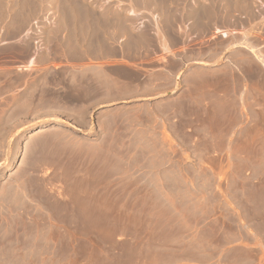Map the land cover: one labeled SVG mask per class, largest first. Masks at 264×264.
<instances>
[{
    "label": "rangeland",
    "instance_id": "rangeland-1",
    "mask_svg": "<svg viewBox=\"0 0 264 264\" xmlns=\"http://www.w3.org/2000/svg\"><path fill=\"white\" fill-rule=\"evenodd\" d=\"M140 41L149 46H128ZM170 41L189 57L197 94L226 86L216 73L234 62L264 73L251 67L255 55L264 63V0H0V264H264V223H233L221 183L196 182L198 170L253 169L234 195L260 218L264 161L179 158L218 147L169 143L205 123L186 118L191 96L117 98L130 60L135 75L181 68L166 57ZM245 83L263 123L249 135L264 139V79ZM169 169H192L196 188L139 180ZM235 229L239 240L220 239Z\"/></svg>",
    "mask_w": 264,
    "mask_h": 264
},
{
    "label": "crops",
    "instance_id": "crops-1",
    "mask_svg": "<svg viewBox=\"0 0 264 264\" xmlns=\"http://www.w3.org/2000/svg\"><path fill=\"white\" fill-rule=\"evenodd\" d=\"M141 42V41H140ZM167 44V45H166ZM166 47L169 51H166V57L168 60L176 58L181 60L182 66L179 70H174L173 67H159L156 69H148L147 72L140 75V66L138 68V75H135L136 68L131 64L135 63L130 60L129 63V75L121 82L119 85V90L117 93V98L125 101H140L147 98H157L160 99L165 95L174 94L177 95L171 97L170 100L182 101L189 100L191 96L190 105L193 108H187L186 118L189 121L202 120L204 124L196 127L186 126V139L177 137V135H171L169 143L171 144H189L194 145L199 142H204L212 145H218L216 150H211L205 155H195L190 153L189 156H181L179 158L185 159H210L217 157L221 160H245V161H264V139L258 138L257 135H249L250 129H257L259 124L255 118V114L259 113L254 106L257 101L254 98L253 91L251 87L248 89L246 87L245 81L248 80H261L264 79V73L254 75L252 72L248 75L243 73L241 68L237 67V63L226 65L228 69V75H222V72H217L216 75L218 79H225L227 83L226 86H212L202 90V93L197 94L194 88H189L186 86V82L191 79V72L188 71L187 64L189 62V57L185 55V50L182 47H178L172 41L167 42ZM128 46H138L147 47L145 41L141 43L132 44L128 43ZM245 47V45H237V49ZM255 50L263 53L264 43L257 44ZM238 53L242 50L237 51ZM255 60L259 63H252V69H261L264 63L260 56L255 55ZM168 62V61H167ZM172 62V61H170ZM140 71V72H139ZM183 71V72H182ZM258 73V72H256ZM181 74V76H180ZM210 74V73H209ZM151 87L150 89H147ZM189 105V104H188ZM202 109L199 114L197 113ZM176 120V119H175ZM207 123V124H206ZM195 130H200L201 135ZM189 152H186L188 154ZM173 159V156L171 157ZM178 159V157L176 158ZM193 170L188 169H169L160 171H146L139 174V180L149 181L151 185H154L158 190H173V191H191L195 186ZM198 172H203L201 174L202 178L196 180L198 185L203 187L204 181L207 182L209 178L213 177L216 181L221 183L223 190L226 193L225 204L227 205L230 212L233 213L235 219L233 223L241 224H255L264 223L263 217H256L254 215H247L245 212L246 206H251V203L240 202L236 199L234 195L235 185L240 183H246L252 181L255 177L254 170L246 169L241 173L235 171L231 167L220 168L219 170L203 169L198 170ZM205 173V174H204ZM143 176V179L142 177ZM206 178L205 180L203 178ZM170 187V188H169ZM187 206L190 207L189 204ZM195 210L198 208L193 206ZM264 210V198L260 206ZM209 222V221H208ZM231 222V221H228ZM257 240H261L263 237L255 233ZM241 237V231L235 229L232 233H220V239L225 241L226 239L239 240ZM234 244L229 243L223 245L219 255H225ZM172 248V247H169ZM252 264L251 262H247Z\"/></svg>",
    "mask_w": 264,
    "mask_h": 264
},
{
    "label": "bare ground",
    "instance_id": "bare-ground-1",
    "mask_svg": "<svg viewBox=\"0 0 264 264\" xmlns=\"http://www.w3.org/2000/svg\"><path fill=\"white\" fill-rule=\"evenodd\" d=\"M215 37L217 36V34H219V35H222L223 37H226V38H228V37H230V35L232 34V32H229V31H227V30H225V29H222V28H220V27H216L215 28ZM214 36V35H213ZM252 36V35H251ZM255 37H257V36H255ZM254 39V38H253ZM246 46H247V44H246ZM250 47H251V44H250ZM32 61H33V59H31L30 61H29V64L30 63H32ZM42 130H37L36 132H34V135L35 134H38L39 132H41Z\"/></svg>",
    "mask_w": 264,
    "mask_h": 264
}]
</instances>
